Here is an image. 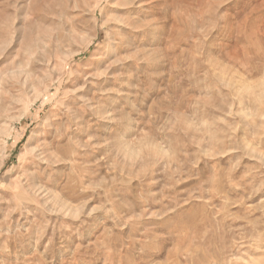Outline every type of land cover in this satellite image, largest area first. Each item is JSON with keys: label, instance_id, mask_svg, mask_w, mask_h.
<instances>
[{"label": "rangeland", "instance_id": "rangeland-1", "mask_svg": "<svg viewBox=\"0 0 264 264\" xmlns=\"http://www.w3.org/2000/svg\"><path fill=\"white\" fill-rule=\"evenodd\" d=\"M0 264H264V0H0Z\"/></svg>", "mask_w": 264, "mask_h": 264}]
</instances>
